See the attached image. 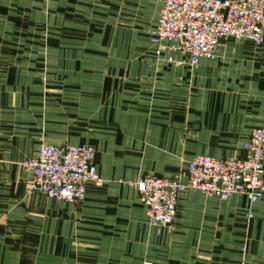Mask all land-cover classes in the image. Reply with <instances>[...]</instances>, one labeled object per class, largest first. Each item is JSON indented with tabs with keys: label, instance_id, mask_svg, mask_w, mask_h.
Instances as JSON below:
<instances>
[{
	"label": "crops",
	"instance_id": "crops-1",
	"mask_svg": "<svg viewBox=\"0 0 264 264\" xmlns=\"http://www.w3.org/2000/svg\"><path fill=\"white\" fill-rule=\"evenodd\" d=\"M161 6L0 0V264L264 262V192L252 203L188 186L158 225L128 182L188 181L193 156H242L264 123V44L230 36L213 58L181 63L150 41ZM46 141L95 146L102 180L82 200L31 188L22 160Z\"/></svg>",
	"mask_w": 264,
	"mask_h": 264
},
{
	"label": "built area",
	"instance_id": "built-area-1",
	"mask_svg": "<svg viewBox=\"0 0 264 264\" xmlns=\"http://www.w3.org/2000/svg\"><path fill=\"white\" fill-rule=\"evenodd\" d=\"M157 27L150 32L155 53L169 48L183 54L179 62L197 65L213 58L221 40L234 37L264 44V0H160ZM95 146L88 143L42 142L37 153L22 160L31 171L29 184L49 196L69 202L82 200L90 182L102 180L93 162ZM264 123L252 129L242 156L219 158L197 154L182 173L149 174L129 179L141 195L152 223L170 225L177 214L180 193L188 186L207 195L227 198L246 194L256 202L264 192ZM261 264H264L262 262Z\"/></svg>",
	"mask_w": 264,
	"mask_h": 264
},
{
	"label": "rangeland",
	"instance_id": "rangeland-1",
	"mask_svg": "<svg viewBox=\"0 0 264 264\" xmlns=\"http://www.w3.org/2000/svg\"><path fill=\"white\" fill-rule=\"evenodd\" d=\"M56 55V53H55V51H53L52 52V57L51 58H53L54 56ZM42 66H44V67H42V70L43 71H46V72H50V69L53 67V63L52 62H50L49 63V61L47 62V63H45L44 65H42ZM42 74H45V73H42ZM45 77V76H44ZM43 80H45V79H43ZM49 81V80H48Z\"/></svg>",
	"mask_w": 264,
	"mask_h": 264
}]
</instances>
